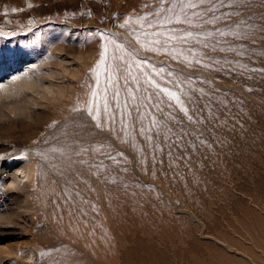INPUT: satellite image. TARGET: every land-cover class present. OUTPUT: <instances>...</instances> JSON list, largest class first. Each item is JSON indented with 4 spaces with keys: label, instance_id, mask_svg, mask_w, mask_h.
Masks as SVG:
<instances>
[{
    "label": "rangeland",
    "instance_id": "obj_1",
    "mask_svg": "<svg viewBox=\"0 0 264 264\" xmlns=\"http://www.w3.org/2000/svg\"><path fill=\"white\" fill-rule=\"evenodd\" d=\"M0 86V264H264V0H0Z\"/></svg>",
    "mask_w": 264,
    "mask_h": 264
},
{
    "label": "bare ground",
    "instance_id": "obj_2",
    "mask_svg": "<svg viewBox=\"0 0 264 264\" xmlns=\"http://www.w3.org/2000/svg\"><path fill=\"white\" fill-rule=\"evenodd\" d=\"M58 62V61H57ZM56 62V63H57ZM43 65V64H42ZM60 65H62L61 66V68L60 69H58V70H55V71H57V72H55V71H53V68H47V66L45 67V68H47V69H44V70H42L43 72L45 71V73L48 75V76H51V77H55V76H57L58 74H60V72L61 71H63V72H67V71H71L72 72V70H70L68 67L69 66H67L66 64H64V63H62V64H60ZM42 69H43V67H42ZM38 71H40V70H34V73L35 72H38ZM74 71H76V70H74ZM80 71V70H79ZM33 72V71H32ZM65 73H63V74H65ZM68 73V72H67ZM77 73V72H76ZM62 74V75H63ZM72 75H74L73 73H71ZM70 74V75H71ZM80 74V73H79ZM39 75H40V73H39ZM61 75V74H60ZM37 76H38V73H37ZM75 76V75H74ZM18 79H20L19 80V82H20V85L24 88V89H32V90H35V88L37 89V93H39V94H43V96L44 97H46L47 96V94L49 95V94H53L54 95V98H57V97H59V95H61V96H64V95H66L67 96V92H65V90H61V91H59V94H58V96H55V94H56V92H58L57 90H55V85H54V80H53V82H50V83H48L47 84V82H49V81H46V83L44 82L45 80H43V79H40L39 77H36V76H34L33 74H31V72H29L28 73V75H26V76H24V77H22V78H18ZM17 79V80H18ZM44 79H46L45 77H44ZM16 80V81H17ZM52 81V80H51ZM55 84H56V82H55ZM58 85V84H57ZM10 86H11V84H10ZM63 86V85H62ZM65 86V85H64ZM40 87H43L44 89H43V91H40L41 90V88ZM60 87V86H59ZM11 87H9V86H0V94H10V92L13 90V88L12 89H10ZM39 88H40V90H39ZM72 89H74V88H72ZM17 90H19V89H17ZM31 90V91H32ZM14 91V90H13ZM70 91V90H69ZM24 94V93H23ZM26 95H27V93H26ZM38 95V94H37ZM69 95H71L70 93H69ZM1 96V95H0ZM25 96V95H24ZM41 96V95H40ZM50 96V95H49ZM2 97V96H1ZM36 97V96H35ZM39 97V96H38ZM65 97V96H64ZM73 97V96H72ZM47 98V97H46ZM53 98V97H52ZM51 99V98H50ZM65 99V98H64ZM18 100V99H17ZM53 100H56V99H53ZM59 100V99H58ZM67 100V99H66ZM38 101V100H37ZM36 100H35V98L32 96V94L31 95H29V93H28V95L27 96H25L24 98H22L21 100H19V102L18 101H15V102H11V103H5V104H2L3 106L2 107H0V119H3L5 116H9V114H11V113H15V114H23V113H26L27 111H29L30 110V108H31V104H33V103H38ZM69 102V101H68ZM34 104V105H35ZM41 104V103H40ZM51 108H53V107H51ZM9 112V113H8ZM11 112V113H10ZM29 116H34L32 113H29ZM6 171V170H5ZM22 173H25V175L24 176H22V177H26V176H28V173L26 172V170H25V168H23V170H22ZM18 176H20L21 177V175H19V174H17ZM19 179V178H18ZM19 182H21V181H19Z\"/></svg>",
    "mask_w": 264,
    "mask_h": 264
},
{
    "label": "snow or ice",
    "instance_id": "obj_3",
    "mask_svg": "<svg viewBox=\"0 0 264 264\" xmlns=\"http://www.w3.org/2000/svg\"><path fill=\"white\" fill-rule=\"evenodd\" d=\"M190 7H194V5H189ZM13 11H15V9H13ZM103 60H104V54L101 53V60L100 62L97 64V67H99V64L103 63ZM93 95H95V93H93Z\"/></svg>",
    "mask_w": 264,
    "mask_h": 264
}]
</instances>
